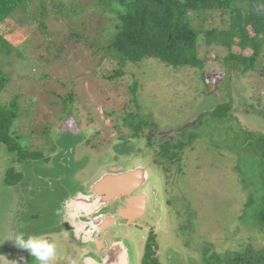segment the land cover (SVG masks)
Here are the masks:
<instances>
[{"label": "rangeland", "instance_id": "rangeland-1", "mask_svg": "<svg viewBox=\"0 0 264 264\" xmlns=\"http://www.w3.org/2000/svg\"><path fill=\"white\" fill-rule=\"evenodd\" d=\"M61 1L60 9L74 5L80 11L87 6L86 0ZM50 5L47 2L50 13L45 32L30 26V21L17 20L16 25L22 24L26 37L9 55L0 54V67L10 78L0 94V103L17 97L24 110L15 126L21 140L28 137L31 150L42 147L47 140L41 139L39 133L44 128L50 135L48 143L52 140L54 145L64 135L82 138L75 147V159L83 151L90 159V165L78 172L82 181L99 174V170L121 171L130 164L140 165L139 158L143 156L146 169L159 182L165 215L158 232V219L148 218L152 211L140 221L153 227L151 235L130 228L132 238L125 245L135 264H142L146 240L152 238L157 250L155 264H216L218 256L227 250H239L248 243L254 248L264 246V233L256 224L254 198L262 178L253 166L252 154L242 153V147L252 140L249 135L264 134V120L251 112L260 103L263 105L258 111L264 112V77L257 72L241 77L235 71L228 83L227 78L222 80L224 72L221 74L219 61L208 57L203 69L210 73L208 79H200L197 69H168L150 61L124 66V76L109 81L105 77L113 74L118 65L108 58L99 60L100 53H94L85 41L77 43L69 38L68 24H81L89 16L82 17V21L81 16L73 20L61 18L59 9ZM218 17L214 23L217 26ZM224 54L222 48L213 56L209 53L219 59ZM258 63L264 64V46ZM203 80L210 85L221 83L214 94L205 96ZM132 82L137 84L140 114L135 122L144 124L140 128L141 140L130 137L133 121L127 119V112L134 106L129 91ZM231 99L228 121L212 119L211 111ZM88 140L92 143L85 145ZM96 142L99 145L91 148ZM140 151L142 155H138ZM57 152L56 147L40 175L33 169L38 168L39 161L19 165L23 178L17 186L8 188L3 182L4 173L15 168V157L1 147L0 264H37L27 251L6 241L11 234L21 232L54 243L53 264H81V255L88 253L69 242L59 230L52 231L53 214H40L46 207L51 208L56 195L49 190L52 172L46 167L53 165L51 160ZM250 197L254 198L251 206L243 210ZM156 208L155 215L161 217L160 206Z\"/></svg>", "mask_w": 264, "mask_h": 264}, {"label": "trees", "instance_id": "trees-1", "mask_svg": "<svg viewBox=\"0 0 264 264\" xmlns=\"http://www.w3.org/2000/svg\"><path fill=\"white\" fill-rule=\"evenodd\" d=\"M47 2L59 9L61 18L67 16L73 20V17L81 16L82 21V17L89 16L81 24H68L69 38L77 43L85 41L94 49V53H100L99 60L108 58L118 65L113 74L105 77L109 81L122 78L124 66L141 65L150 61L168 69H197L200 79H204V76L208 79L210 73L203 70L208 57L219 61L221 74L224 72L222 80L227 78L228 83L233 80L231 75L235 71L241 77L250 76L252 72L264 77V64L262 66L258 63L264 46V0H86L87 6L80 11H76L74 5L60 9V4H63L61 0H0V54L9 55L14 47L23 43L27 32L21 27L22 24L16 25L17 20L30 21V26L33 24L38 30L45 32V21L50 13ZM216 17L219 19V26L214 24ZM218 48L225 50L224 56L220 59L211 57L209 53L213 56ZM17 56L21 57L20 53ZM9 81V76L0 67V94ZM203 81L202 92L205 96L214 94L221 83L210 85ZM129 91L134 104L131 111L127 112V119L133 121L130 135L139 138L143 122H135V117L138 119L140 116L136 105V82L129 85ZM62 103L68 104L66 101ZM262 105L263 103L255 105L256 110L252 109L251 112L264 120V112L258 111ZM231 110L232 99L216 106L211 111V117L225 121L231 117ZM23 114L24 110L17 97L0 103V150L4 147L8 153L13 154V166H17V170L8 168L4 173L3 182L8 188L17 186L23 178L19 165L46 162L49 160L48 153L56 150L52 140L48 143L50 135L45 128L39 133L41 139L47 140L42 147L31 150L28 137L23 138V141L27 139L24 142L21 140L15 126L17 119ZM249 137L252 140L242 147V153L245 156L252 154L253 166L258 168V176L262 178L259 194L254 196L257 198L256 224L262 234L264 134ZM90 140L85 145H89ZM93 145L91 148H96L99 143ZM254 198L246 200L243 210L251 206ZM152 240L153 238L145 245L146 253L142 264H155L156 251L153 250ZM220 256L216 259V264H264V246L254 248L248 243L239 250H227Z\"/></svg>", "mask_w": 264, "mask_h": 264}, {"label": "water", "instance_id": "water-1", "mask_svg": "<svg viewBox=\"0 0 264 264\" xmlns=\"http://www.w3.org/2000/svg\"><path fill=\"white\" fill-rule=\"evenodd\" d=\"M80 139L64 135L56 141L58 152L51 160L53 165L46 167L52 172L48 178L49 190L56 195L51 208L46 207L40 214L54 215L52 231L59 230L69 242L89 253L84 254L81 264H135L125 242L132 235L120 237L119 233L110 232L106 227L119 217L129 221L144 220L149 211L153 213L148 217L152 220L156 207L161 206L159 182L143 164H130L121 171L99 170V174L91 179L79 182L76 173L90 165L88 153L84 151L80 160L75 159V147L80 144ZM164 214L165 210L161 208V217ZM106 240L112 243L107 244ZM132 245L137 256L138 250L133 242ZM92 247L98 250L96 254ZM95 256L98 259H91Z\"/></svg>", "mask_w": 264, "mask_h": 264}, {"label": "clouds", "instance_id": "clouds-1", "mask_svg": "<svg viewBox=\"0 0 264 264\" xmlns=\"http://www.w3.org/2000/svg\"><path fill=\"white\" fill-rule=\"evenodd\" d=\"M139 161H141V163L146 166L145 162L141 157L139 158ZM160 204V207L164 209L163 198H160L159 205ZM6 241L10 242L12 246L20 250L27 251L28 254L35 259L37 264H53L54 260L56 259V245L42 237L36 235L26 236L24 233L21 232L11 234L9 237L6 238ZM20 260L23 261L24 258L20 257Z\"/></svg>", "mask_w": 264, "mask_h": 264}, {"label": "flooded vegetation", "instance_id": "flooded-vegetation-1", "mask_svg": "<svg viewBox=\"0 0 264 264\" xmlns=\"http://www.w3.org/2000/svg\"><path fill=\"white\" fill-rule=\"evenodd\" d=\"M130 137L131 138H133V136L132 135H130ZM119 138L121 139V140H123V141H127L126 139H124V138H121L120 136H119ZM133 139H138V140H141V138H140V134H139V138H133ZM124 150H126V148H124ZM128 151V150H127ZM129 152V151H128ZM142 152L140 151V153H138V155H142L141 154ZM47 157H50V153H48V155H47ZM142 159H143V156L141 157ZM116 159V158H115ZM117 160V159H116ZM145 159H143V161H144ZM49 162V160L48 161H46V162H38V168L36 167H33V169L34 170H39V171H36L37 173H39V175H40V173H42L43 171H42V169L44 168V166L47 164ZM145 162V161H144ZM42 165H43V167H42ZM48 171V170H47ZM85 175V174H84ZM83 175V176H84ZM82 174L81 173H78V176L77 177H75L76 178V180H78L79 182H81L82 181ZM89 177H90V175H89ZM90 178H87L86 179V181L87 180H89ZM155 218L156 219H158V221L160 222L159 223V225H158V227H156V230H157V232L159 231V230H162V227H161V223H162V220L164 219V218H161V217H159L158 215H156L155 216ZM113 221V223L112 224H108L107 225V227H106V230H109L110 232L111 231H114V232H116V233H119V236L120 237H123V235L124 234H130V228L131 227H135V228H137V229H139V230H144L145 232H147V233H149V235H151L152 234V230H153V227H151L150 225H146V224H142L140 221H142V220H136V221H134V220H132V221H129V220H127L126 218L124 219V218H122V217H119L117 220H112ZM143 222H145V221H143ZM149 242V239H147L146 240V244ZM154 242V238H153V240H152V243ZM145 244V245H146ZM78 247H80V246H78ZM153 247V250L154 251H156L157 252V250L155 249V246L153 245L152 246ZM107 248H109V247H107ZM94 249V250H93ZM82 251H83V253L84 252H86L87 253V251H85L83 248L81 249ZM91 250H93V253L95 252V254H96V251H98V250H96L95 248H93L92 247V249ZM156 256V255H155ZM154 256V257H155ZM81 257H82V259H83V256L81 255ZM91 259H98V257H91Z\"/></svg>", "mask_w": 264, "mask_h": 264}]
</instances>
